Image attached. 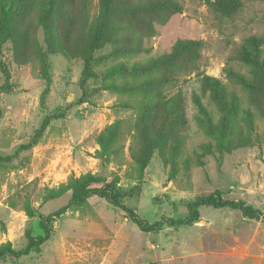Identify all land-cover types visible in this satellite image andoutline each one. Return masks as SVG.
Masks as SVG:
<instances>
[{"label":"rangeland","instance_id":"374dc122","mask_svg":"<svg viewBox=\"0 0 264 264\" xmlns=\"http://www.w3.org/2000/svg\"><path fill=\"white\" fill-rule=\"evenodd\" d=\"M145 1H111L108 36L93 54V76L83 94L79 83L99 0H55L47 33V0H20L7 22L0 11V156L10 157L0 159V244L21 249L27 232L42 234L40 217L66 205L70 180L87 172L114 180L123 202L150 223L186 217L189 202L214 190L260 214L201 206L197 220L143 232L121 209L91 196L55 216L52 233L38 250L0 264H264V83L260 69L238 56L247 37L264 38V0H241L231 18L217 16L205 0H175L180 11L154 12L139 5ZM184 39L201 43L190 73L183 71L177 85H150L148 95L132 88L148 74H133V67ZM226 67L251 87L228 78ZM204 75L221 79L237 105L223 146L199 119L197 98L214 128L224 120L204 91ZM164 93L180 96L182 117L173 134L182 138L181 151L172 155L155 148L140 170L127 137L113 155L101 158L97 137L103 129L117 121L130 128L145 118L144 106ZM151 115L146 121L156 133L166 119L161 108ZM48 116L54 118L31 143ZM26 203L33 208L31 217Z\"/></svg>","mask_w":264,"mask_h":264},{"label":"trees","instance_id":"16d2710c","mask_svg":"<svg viewBox=\"0 0 264 264\" xmlns=\"http://www.w3.org/2000/svg\"><path fill=\"white\" fill-rule=\"evenodd\" d=\"M20 0H0V11L2 18L7 22V18L16 9ZM112 0H99V12L92 22L91 35L89 37L88 53L84 56V66L81 72V79L79 86L82 94L85 93V82L93 76L91 63L95 60L94 52L101 48L103 42L107 39L108 31L107 24L112 12ZM55 0H47L44 14L43 25L46 33L49 30V17L53 12ZM210 6L211 10L220 17L231 18L241 7V0H205ZM150 12L160 10L162 8H172L180 11L175 0H147L144 3H139ZM131 37L134 36L133 31H129ZM264 38L261 36L247 37L238 49V56L244 63L257 67L263 75L264 83V55H263ZM201 43L199 40L184 39L177 40L169 52L163 53L158 58L150 59L146 64L138 65L132 68L133 74H138L143 71L146 76L136 83L131 85L133 89L140 90L144 94H151L148 88L150 85L155 84L159 89L167 84L177 85L180 74L184 71L190 73L195 68V61L199 57V49ZM182 61L186 65L182 66ZM191 65L187 71L184 69ZM184 67V68H183ZM161 69L163 74L156 77L153 72ZM225 73L228 78H234L239 83L250 86L251 83L243 75L234 72L231 67H226ZM202 86L205 92H208L212 100L219 106L220 111L223 113L224 120L217 126L213 127L211 124L212 119L210 113L207 112L205 105L197 98L196 106L199 112V119L205 123L208 128L209 134L216 136L220 146H223L222 140L225 138V131L227 122L230 120L231 115L236 110L237 105L232 98V94L228 91L226 84L219 78L210 75L202 77ZM253 86V85H252ZM48 89H46L47 91ZM45 91V92H46ZM178 93V92H177ZM229 95L231 96L230 103ZM264 95V89H263ZM43 98V97H42ZM180 96L161 94L160 100L148 102L142 111V116L145 118L139 119L126 129L120 122H114L107 125L103 131L98 135L97 141L99 144V156L101 158H109L117 149L118 142L127 137L130 140V157L133 163L141 170L144 169L150 159L151 153L155 148H160L165 154H177L181 151L182 138L178 134H173L174 126L178 125L182 117V109L180 108ZM161 101V103H160ZM162 107H161V106ZM154 108H161L163 118L166 123H161L158 130L154 133V126L148 125L146 119H151V111ZM54 118V116H52ZM51 116L44 119L41 127L37 130L36 136L32 139L31 143L38 139L46 126L48 125ZM30 143V144H31ZM180 149V150H179ZM176 151V152H175ZM10 157H2L0 159L7 160ZM170 160V159H169ZM93 184H100L94 186ZM69 189L71 196L66 205L59 208L56 212L47 216L40 217L39 225L43 233L38 235H31L26 233V245L21 249H15L10 242L0 244V260L3 258L17 259L23 255L29 254L31 251H36L39 246L49 239L52 230L55 216L65 212L70 207H79L86 203L87 199L91 196L104 198L108 203L121 209L124 216L132 221L141 231L152 232L161 229L165 224L170 226L188 224L199 218V207L211 206L213 208H232L239 210L244 216L257 217L260 212L253 209L251 206L246 205L242 200L224 198L219 190H214L210 194L204 196H197L187 205V216L184 218H172L163 216L160 220L155 222H148L141 218L138 213L131 207L127 206L123 199L125 194L121 192L114 180L107 181L100 176L87 172L77 178H73L69 182ZM25 212L31 217L34 215L33 208L29 204H25ZM20 264V263H18Z\"/></svg>","mask_w":264,"mask_h":264}]
</instances>
